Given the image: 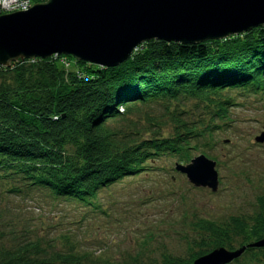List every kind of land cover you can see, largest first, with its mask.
Returning a JSON list of instances; mask_svg holds the SVG:
<instances>
[{
	"label": "trees",
	"instance_id": "trees-1",
	"mask_svg": "<svg viewBox=\"0 0 264 264\" xmlns=\"http://www.w3.org/2000/svg\"><path fill=\"white\" fill-rule=\"evenodd\" d=\"M58 56L0 68L1 77L10 76L0 84V179L21 180L28 187L50 190L56 198L87 205L99 191L144 172L155 157L181 151L185 141L179 132L171 139L136 140L134 132L112 128L114 122L157 100L213 103L224 89H264V26L196 45L147 42L111 69L75 61L87 74L83 77L61 70ZM257 203L263 209L264 197ZM253 221L249 225L232 218V229L210 222L196 226L209 236L213 250L224 248L232 233L241 237V246L262 238L264 215ZM208 252L199 251L188 260L165 257L162 264H192ZM40 253L33 243L15 249L0 246V264L83 260L72 254ZM247 253L253 260L264 259V248Z\"/></svg>",
	"mask_w": 264,
	"mask_h": 264
},
{
	"label": "rangeland",
	"instance_id": "rangeland-1",
	"mask_svg": "<svg viewBox=\"0 0 264 264\" xmlns=\"http://www.w3.org/2000/svg\"><path fill=\"white\" fill-rule=\"evenodd\" d=\"M58 57L64 72L87 76L76 60ZM9 77L0 76V84ZM262 90L224 89L213 103L157 100L111 124L123 134L134 132L136 140L171 139L179 132L186 142L179 152L155 157L144 172L99 191L90 205L56 198L21 180L0 179V246L33 243L41 256L72 254L83 258L81 264H162L165 257L188 260L212 251L211 239L196 224L232 229V218L253 225L264 215L257 203L264 197V144L255 142L264 132ZM199 155L215 163V193L194 188L174 169ZM225 243V249L235 250L243 241L232 233ZM250 256L230 264H264Z\"/></svg>",
	"mask_w": 264,
	"mask_h": 264
},
{
	"label": "water",
	"instance_id": "water-1",
	"mask_svg": "<svg viewBox=\"0 0 264 264\" xmlns=\"http://www.w3.org/2000/svg\"><path fill=\"white\" fill-rule=\"evenodd\" d=\"M262 26L264 0H46L0 15V68L60 55L111 69L147 42L196 45ZM255 142L264 144V132ZM174 169L194 188L216 192L215 163L204 155ZM251 248H264V235L235 250L215 248L192 264H230Z\"/></svg>",
	"mask_w": 264,
	"mask_h": 264
},
{
	"label": "built area",
	"instance_id": "built-area-1",
	"mask_svg": "<svg viewBox=\"0 0 264 264\" xmlns=\"http://www.w3.org/2000/svg\"><path fill=\"white\" fill-rule=\"evenodd\" d=\"M31 0H0V15L25 12L31 8Z\"/></svg>",
	"mask_w": 264,
	"mask_h": 264
}]
</instances>
